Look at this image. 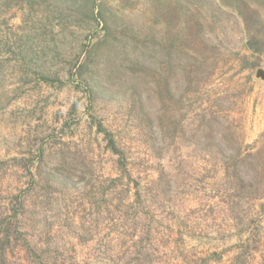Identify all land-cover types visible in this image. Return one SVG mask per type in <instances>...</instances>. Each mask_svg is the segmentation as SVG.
<instances>
[{
	"label": "rangeland",
	"instance_id": "rangeland-1",
	"mask_svg": "<svg viewBox=\"0 0 264 264\" xmlns=\"http://www.w3.org/2000/svg\"><path fill=\"white\" fill-rule=\"evenodd\" d=\"M176 1L194 0H12L0 39V225L12 222V242L0 264H264V197L236 162L264 160V54L223 19L201 73L190 53L166 58L161 31ZM92 6L110 36L95 120L124 150L126 171L67 71L97 29ZM13 41L31 56L10 51Z\"/></svg>",
	"mask_w": 264,
	"mask_h": 264
},
{
	"label": "trees",
	"instance_id": "trees-1",
	"mask_svg": "<svg viewBox=\"0 0 264 264\" xmlns=\"http://www.w3.org/2000/svg\"><path fill=\"white\" fill-rule=\"evenodd\" d=\"M3 1L4 0H0V39L1 34L4 35L5 32L9 33L11 30L9 29L11 28L9 25L6 27L8 30H4L5 28L3 26H6V23H4V20L6 19L5 12L7 8H10L12 5V0H5L6 3ZM15 4H17V2ZM172 6L173 7L169 10L170 13L165 17H167V20L171 21L174 25H168L165 29H162L161 37L163 42L161 50H159L163 52L166 58L172 56L177 50L181 54L190 53L192 73L198 74L203 71L201 70L203 64L198 65V63L203 62L206 64V55H211L212 58L215 57L212 53H217L219 44L221 43L220 41L218 42L219 36L217 33H219V30L223 28L222 26L225 23L237 22L240 25L241 39L243 40L244 48L252 55L264 54V0H194L189 4L188 2L182 3L181 1H176ZM91 9L93 20L97 24V29L87 35L80 48V52L69 63L67 71L70 78L73 79L72 82L76 84V88L84 94L85 103L83 106H85V110L89 112L91 117V128L95 126L97 132L103 135L105 147L108 152L115 157V164H117V167L121 170L126 171L128 163L124 150L119 146L114 134L101 122L95 120L96 117L94 114L93 103L98 93H101L102 90H104V86L101 84L103 68L100 64H102L107 53H110L108 52V50H110V44L107 42V37L109 36L108 28L105 25L102 28H99L100 23H97L99 21L97 17L94 16L95 8L92 6ZM159 15L160 13L156 16L157 22L161 21ZM223 19L227 22L220 24ZM189 20H192V22H189ZM178 22H183L185 24ZM179 26L182 28L178 29ZM14 47L19 50V53L25 58L28 56L30 57L31 51H33V48H30L25 42L18 47L15 41H13L9 47L10 51L14 52ZM95 54H98L99 57L97 63L95 61ZM192 55L195 56V62ZM33 60L35 61V59H32V61ZM166 65L168 69L167 71H172V65L169 61H166ZM40 67L42 68V65ZM43 72L40 74L42 75V80L44 82L49 84H54V82L57 81L61 82L59 78H53ZM115 74L114 71H112L109 76H115ZM168 79V77H165L164 83L162 84L163 88L166 90L169 89ZM163 88L162 90H164ZM77 110V105L73 104L70 116H76L78 112ZM70 119H72V117H70ZM78 124L79 120L75 121L74 125ZM66 126L68 125L65 124L64 127ZM246 158L247 157L237 158L236 162L243 165V169L246 170L247 175L251 172L255 173V175L249 179L248 191L256 198H262L264 197V160L261 154L255 155L254 159L257 160L258 167L253 168L250 163L246 164ZM14 160L16 159H13V161ZM37 160H42V151H39ZM31 162L35 164L34 161ZM33 164L32 166H35V172L32 170L30 172L31 182H37L38 176H40V165ZM121 177L122 176L120 175L119 178ZM243 188L245 189V186H243ZM28 191H30V187L22 192L25 194L22 198L23 201H25V196H27ZM136 193L137 196H140L139 191L136 190ZM15 206L16 211H18L20 207H23L22 204L18 205L17 203ZM11 225L12 222H7L6 220L4 224L0 225L1 258L6 257L7 249L12 242L10 230L12 228ZM25 247L26 253L32 251L30 245H27V243Z\"/></svg>",
	"mask_w": 264,
	"mask_h": 264
},
{
	"label": "water",
	"instance_id": "water-1",
	"mask_svg": "<svg viewBox=\"0 0 264 264\" xmlns=\"http://www.w3.org/2000/svg\"><path fill=\"white\" fill-rule=\"evenodd\" d=\"M257 77L264 80V71L263 70H258L257 71Z\"/></svg>",
	"mask_w": 264,
	"mask_h": 264
}]
</instances>
